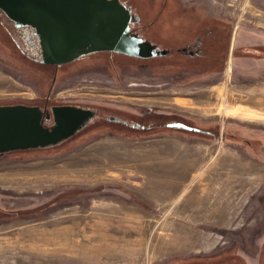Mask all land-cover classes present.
<instances>
[{
	"label": "rangeland",
	"instance_id": "374dc122",
	"mask_svg": "<svg viewBox=\"0 0 264 264\" xmlns=\"http://www.w3.org/2000/svg\"><path fill=\"white\" fill-rule=\"evenodd\" d=\"M121 1L166 55L44 66L0 10V106L96 111L58 146L0 159V264H264V47L231 57L229 41L251 24L264 37V4Z\"/></svg>",
	"mask_w": 264,
	"mask_h": 264
},
{
	"label": "water",
	"instance_id": "95a60500",
	"mask_svg": "<svg viewBox=\"0 0 264 264\" xmlns=\"http://www.w3.org/2000/svg\"><path fill=\"white\" fill-rule=\"evenodd\" d=\"M0 10L17 28L35 31L41 63L46 66L67 65L103 52L138 59L167 54L132 34L137 17L121 0H0ZM95 116L94 110L69 105L0 106V155L56 146L74 137ZM46 121L54 125L46 127Z\"/></svg>",
	"mask_w": 264,
	"mask_h": 264
},
{
	"label": "crops",
	"instance_id": "0c3cea01",
	"mask_svg": "<svg viewBox=\"0 0 264 264\" xmlns=\"http://www.w3.org/2000/svg\"><path fill=\"white\" fill-rule=\"evenodd\" d=\"M249 3L252 4L254 6L255 10L258 11L259 9L256 7V5H258V3L264 4V0H252V1L250 0ZM191 7L193 8V6H191ZM259 11L264 12V9L259 10ZM203 18H205V17H202V19ZM217 20L219 23L220 22H222V23L226 22L224 19H220V20L217 19ZM253 26H254L253 24H251V26L249 25L248 27L243 26L241 30H240L241 26H239L233 31V33H232V29H231V32L229 34L230 45H232V49H231V53H230L231 57L234 56L233 47H236L237 49L255 46V45L257 48L264 47V37L258 36L256 33H254L255 31H253L254 30L253 28H255V27H253ZM246 53H250V54L251 53H257V51H255V52L248 51ZM253 57H255V55H253Z\"/></svg>",
	"mask_w": 264,
	"mask_h": 264
},
{
	"label": "flooded vegetation",
	"instance_id": "af4514ba",
	"mask_svg": "<svg viewBox=\"0 0 264 264\" xmlns=\"http://www.w3.org/2000/svg\"><path fill=\"white\" fill-rule=\"evenodd\" d=\"M122 2V1H121ZM124 4V3H123ZM125 5V4H124ZM15 25V24H14ZM22 28H24V29H29L30 31H32V33H33V35L35 36V38H38L37 36H36V34H35V31L32 29V28H29V27H22ZM131 32H132V34H135L133 31H132V29H131ZM135 35H137V34H135ZM39 40V39H38ZM58 67V66H57ZM60 106H64V105H60ZM69 106H75V105H69ZM53 106H51L50 107V109L52 108ZM76 107H80V106H76ZM81 108H83V107H81ZM44 109H47V108H44ZM85 109H91V108H85ZM91 110H93V109H91ZM96 112V111H95ZM174 116H177V115H175L174 114ZM178 117V116H177ZM177 117H175V119H174V121H172L168 126L170 127V125H173L174 127H172L173 129H178V130H182V131H184V132H190V133H192V132H194V133H202L203 131L201 130V129H199V128H194V127H192L190 124H188L186 121H184L186 118H184V120H182V118H177ZM114 117H112L111 118V121H114V122H122L119 118L117 119H115ZM90 123V122H89ZM124 124H127V122H123ZM54 125V123H53V121H50V122H45V126L46 127H52ZM136 126V125H135ZM177 126H184V127H187V128H190L191 130L189 131V130H186L185 128H182V127H177ZM137 127V126H136ZM140 127V126H139ZM141 128V127H140ZM142 128H144V127H142ZM77 134V133H76Z\"/></svg>",
	"mask_w": 264,
	"mask_h": 264
},
{
	"label": "trees",
	"instance_id": "16d2710c",
	"mask_svg": "<svg viewBox=\"0 0 264 264\" xmlns=\"http://www.w3.org/2000/svg\"><path fill=\"white\" fill-rule=\"evenodd\" d=\"M38 49V54L39 56L41 57L40 58V63H41V60H42V56H41V49H40V45L39 47H37ZM100 54H105V53H100ZM109 54H114V53H109ZM95 55H98V54H92V55H88V56H85V57H82L81 59H84V58H88L90 56H95ZM80 60V59H79ZM42 64V63H41ZM43 65V64H42ZM46 66V65H44ZM54 67H57V66H54ZM95 111V110H94ZM194 127V126H192ZM170 128V127H169ZM194 128H197V127H194ZM61 144V143H60ZM58 144V145H60ZM56 145V146H58ZM55 147V146H54ZM49 148H52V147H48V148H44V149H36V150H46V149H49ZM26 151H29V150H26ZM30 151H34V150H30ZM16 152H25V151H16ZM16 152H11V153H16ZM10 153H6V154H1L0 155V159L3 158V157H6L7 155H9ZM180 264H224V261H222V258L221 257H216V258H211V259H200V258H191L189 260H186V261H181L179 262Z\"/></svg>",
	"mask_w": 264,
	"mask_h": 264
}]
</instances>
